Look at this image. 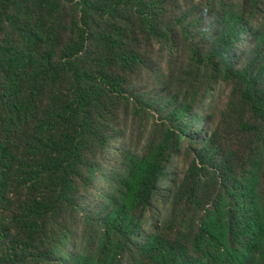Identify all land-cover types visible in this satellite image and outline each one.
Instances as JSON below:
<instances>
[{"label":"trees","instance_id":"16d2710c","mask_svg":"<svg viewBox=\"0 0 264 264\" xmlns=\"http://www.w3.org/2000/svg\"><path fill=\"white\" fill-rule=\"evenodd\" d=\"M0 264H264V0H0Z\"/></svg>","mask_w":264,"mask_h":264}]
</instances>
